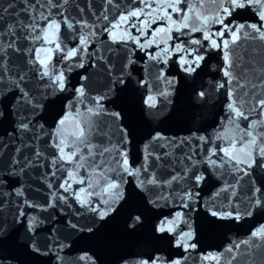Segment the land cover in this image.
I'll list each match as a JSON object with an SVG mask.
<instances>
[{"label": "snow or ice", "instance_id": "1", "mask_svg": "<svg viewBox=\"0 0 264 264\" xmlns=\"http://www.w3.org/2000/svg\"><path fill=\"white\" fill-rule=\"evenodd\" d=\"M253 9L258 15L259 24L236 22L235 17L240 16L245 10ZM71 11H75L77 16L71 15ZM86 14L90 19L85 18ZM62 25L73 31V39L76 41L74 47L68 48L66 44L59 42ZM214 25L219 26L215 31L212 30ZM247 29H251V32ZM197 32L201 33L200 38L179 41L180 36H191ZM104 35L107 36L106 42L99 39ZM94 38L96 46L89 52V45L93 44ZM241 38L253 40L258 38L264 41V0H209L208 3L206 0H128L126 5H122L119 0H101L96 6L93 0H84L83 5L79 0H11L7 5L0 6V119L15 117L13 130L7 134L11 138L10 142L0 139V186L7 183L9 175H16L17 170L23 173L27 169L44 167L42 161L48 157L34 141L48 135L50 146L56 149L57 155L50 161L55 171L45 173L44 177L56 178L57 172H66V178L58 187L63 193L68 194L58 195L53 191L51 200L44 206L23 200L21 206L17 207L11 224L0 212V238L7 239L16 231L13 226L20 224L24 228L23 244L26 248L41 255L55 251L57 264H67L65 257L60 253L71 245L60 241L59 236L55 235L58 229L53 227L49 229L50 239L45 245L47 251L42 252L36 238L45 221L35 215L29 219L26 209L39 208L47 211L48 208H56L57 202L71 208V204L68 203L71 197L81 208L93 213L94 217L92 225H81L79 217L85 213L73 211L75 222L72 218L64 219V229L72 235L92 233L97 219L104 221L116 211L115 205L123 199L122 183L125 175L139 177L143 173L144 179L139 181L138 187L155 194V198L149 199L148 203L159 207V201H168L175 194L179 196L180 207L190 209L191 204L199 197V193L193 189L199 188L206 179L198 168L200 163L225 172L242 173L244 176H249L254 168L264 169V119H250L253 113H257V109L258 115L264 116V96L256 94L257 86L249 79V72L252 69L250 62L244 59L247 53L237 50ZM205 42L208 48L219 50L222 54L223 65L219 70L225 80L216 87L218 89L227 87L226 95L229 99L228 115L225 118L227 123L221 125L222 130L214 137L203 135L197 137L193 134L180 140V145L190 143L192 139L202 142L196 148L203 154L204 159L195 160L197 152L193 151L184 157L190 162V166L184 168L183 175L176 173L170 175V178H163V173L159 177L156 172L150 173L148 163L150 156L156 162L166 161L171 155L168 152L160 155L149 153L145 155L143 165L134 167L130 163L128 152L124 150L123 145L126 142L123 136L120 144L104 147L105 139L110 142L109 134L94 122L93 117L105 111L102 101L106 100L107 96L88 97L84 84L69 89L65 71L57 66L59 61H63L67 71L71 72L73 64L67 62L73 61L74 66L83 69L85 58H93L92 66L100 63L110 75L112 65L109 63V57L116 53L113 46L123 45L128 48L131 44L134 45L130 49L133 55L139 49L149 61H157L165 66L173 56H176V62L182 71L192 74L204 61L205 57L200 51L205 47ZM153 47L156 51L149 52L148 50ZM56 54H59V60L53 63V56ZM134 63V60L128 58L122 67L128 68ZM162 77L169 85L175 83L174 79L165 77L163 68L157 79ZM80 79L87 80L88 77L82 76ZM112 83L113 86L123 85L125 83L123 72ZM143 83L146 85L147 81ZM31 84H34V87H30ZM42 87L50 90L49 94L73 92V98L67 101L65 112L51 133L44 132V124L39 123L40 112L45 108L41 101L46 99V96H37L35 93L40 92ZM160 95L166 96L167 93ZM197 95L204 98L206 93L200 91ZM9 97L11 103L8 102ZM85 99L91 100L95 107H89L82 113L75 105L83 104ZM146 104L149 108H155V97L149 95ZM111 115L116 120L120 119L119 112H113ZM240 121L247 123L241 127ZM70 124L74 127L71 132L68 130ZM160 139H164L160 133L152 136L153 141ZM97 140L99 143L94 142ZM215 141L226 143L217 144ZM205 145L208 147L205 148ZM10 146H13V153L7 156ZM147 148L148 145H145V150ZM29 149L32 150L31 154H25ZM113 153L115 158L109 159ZM66 165L70 167L66 168ZM88 169H91L94 182L89 178ZM80 170H85V174L80 175ZM180 180H187L191 187H183L180 193H175L172 185ZM73 183L82 187L73 189ZM236 183H239V179ZM47 187L52 189L53 184L49 182ZM97 188L99 191L95 190ZM165 188L172 191L167 195L160 194ZM229 191L232 196H236L235 186L232 184H227L214 193V196L218 197L221 192ZM260 191L259 188L255 189L257 193ZM14 194L21 197L24 193L22 189L17 188ZM8 195L0 192L2 197L0 210L5 205ZM94 198L100 199L97 201ZM262 203L264 201L261 199L255 200L257 206ZM208 211L212 217L221 220L238 221L243 215L236 210L218 211L209 208ZM245 214L251 215V212L245 209ZM185 217L184 211H176L171 218H162L153 232L159 239L171 237L173 246L187 253L195 250L197 244L194 242L195 232ZM130 219L128 227L131 230H135L143 223L140 215ZM251 236L264 240V226L253 231ZM249 243L248 240H244L238 244H231L225 249V253L231 255L241 244ZM220 255L223 257L224 253ZM203 259H211L220 264L216 256L206 254ZM5 260L6 257H0V264H5ZM88 260L92 258L88 253H84L78 257L76 264ZM186 261L187 256L169 259L159 253H151L136 259L133 264H185ZM234 262L233 256L226 264ZM92 264H96L95 260H92ZM122 264L129 262L122 259Z\"/></svg>", "mask_w": 264, "mask_h": 264}, {"label": "water", "instance_id": "2", "mask_svg": "<svg viewBox=\"0 0 264 264\" xmlns=\"http://www.w3.org/2000/svg\"><path fill=\"white\" fill-rule=\"evenodd\" d=\"M11 0H0V6L7 5ZM81 5L84 0H79ZM122 5H126L128 0H119ZM209 0H206L208 3ZM101 0H93L94 6L99 5ZM71 10V6H69ZM71 15L77 16L75 11ZM85 18L90 19L86 14ZM238 23H257L260 21L255 9L252 11H243L240 16L235 17ZM218 25L212 26V30L218 29ZM251 32V29H247ZM78 34V33H77ZM174 35H176L174 33ZM201 33H192L191 36H180L179 41H187L193 37L200 38ZM74 33L62 25L60 41L66 44L68 48L74 47L76 41L73 39ZM100 40L107 41V36L99 37ZM93 46H96L95 38L93 44L89 45V52ZM107 46V44H105ZM51 47V45H49ZM116 53L109 57V63L112 65L111 74L105 71L100 63L95 67L92 66L93 58H85V67L83 69L74 66L72 71L68 72L65 62L59 61V54L53 56V63L65 71L68 77V87L72 89L80 84H84L88 97L95 98L106 95L107 99L102 101L105 111L100 115L93 117L104 132L109 134L108 139L103 141L104 147H112L121 143L123 136L125 144L124 150L128 152L130 163L134 167H140L144 164L145 155L152 153L160 155L168 152L171 155L168 159L156 162L149 157V172H156L157 176L170 178V175L180 173L183 175L184 168L190 166V162L184 159L186 155L197 152L195 160L203 161L204 156L196 148L202 142L192 139L190 143L183 145L179 141L185 137L214 135L221 131V125H226L228 115L227 104L229 99L225 89H218L216 85L225 80L219 70L222 65V54L219 50L210 49L206 46L201 49L204 61L201 62L197 71L188 74L182 71L176 62V56H173L165 66L157 61H149L144 52L139 49L133 55L130 49L134 45L129 44L128 48L123 45H114ZM196 47V46H193ZM239 52H246L244 59L250 62L252 71L249 72V79L256 84V94L264 96V41L258 38L243 39L238 41ZM149 52H155V47L150 48ZM130 58L135 61L128 68L122 66ZM161 68L168 79H174L175 83L169 85L165 78L157 79ZM123 72V85L113 86L112 81L120 77ZM82 76H87V80H81ZM147 81L145 85L143 82ZM30 87H34L31 84ZM111 89V91H110ZM204 91L206 96L200 98L197 93ZM50 90L43 87L40 92L35 93L37 96L45 95L46 99L41 102L45 108L40 112L39 123L44 124V132L51 133L56 127V122L65 112V105L68 100L73 98L72 91L56 92L49 94ZM160 93H167L166 96ZM155 97V108H149L146 104L147 97ZM11 103V97H9ZM83 113L89 107H95L91 100L85 99L83 104L77 103ZM119 112L120 119L116 120L111 113ZM253 113L250 119H264V116ZM15 117L0 119V139L4 142H10L11 138L7 135L11 133L14 127ZM247 122L240 121L241 127ZM69 132L74 130L73 125H68ZM122 130V131H121ZM259 131V129H258ZM160 133L164 139L152 140V136ZM30 135V134H29ZM99 143V141H94ZM171 142V143H170ZM19 143V140L16 141ZM38 144L41 151L48 157L42 161L44 167L27 169L23 173L17 170L16 175H9L7 183L0 186V192L8 193V199L2 210V216L7 217L9 223L15 216L17 207L21 206L23 200L46 205L51 200V193L56 191L57 194L68 195L59 189V184L66 178V172H57V177L45 179L44 174L49 171H55L51 167L50 161L57 155L55 148L50 146V138L44 135ZM217 144H225L223 141H215ZM145 145L148 148L145 150ZM239 146V145H238ZM205 148L208 145L204 146ZM31 149L25 154L30 155ZM68 151V149H66ZM13 153V146L7 150V156ZM115 158V153L109 159ZM215 159V157H213ZM66 168L70 165H66ZM243 167V165H242ZM198 168L204 173L206 179L199 186L193 189L199 193L196 202L191 204L190 209L180 207L179 196L173 194L168 201H159V207L148 203L149 199H154L155 194L143 191L138 187L139 181L144 179L143 173L139 177L124 176L122 183L123 199L116 205V211L110 214L104 221L97 219L92 233H78L72 235L63 227V220L72 218L75 222L76 217L72 216L73 211L82 212L85 215L80 216L81 225H92L93 213L87 212L81 208L76 201L69 197L68 203L71 208L57 202L56 208H48L47 211L41 209H26L29 213V219L33 215L38 216L45 223L40 227L39 236L36 238L38 246L42 252L47 251L45 245L49 243V229L56 227L55 233L59 236L60 241L70 244L60 255L65 257L67 264H76L78 257L88 253L96 264H122V259L127 260L129 264L151 253H159L169 259L187 256L185 264H216L211 259L204 260L207 254L216 256L220 264H226V261L235 257L234 264H264V240L259 237H252L251 233L264 226V203L255 205L256 199L264 201V169L254 168L249 176L242 173L225 172V170L213 169L210 166L200 163ZM100 171V170H97ZM89 178L94 179L91 175V169H88ZM85 170H80V175H84ZM115 178V174H113ZM239 179V183L236 180ZM52 183L53 188L49 189L47 183ZM227 184L235 186L236 196L221 192L220 196H214V193L220 191ZM82 187L73 183V189ZM183 187H191L187 180H180L172 185L175 193H180ZM20 188L23 190V196L17 197L14 190ZM261 189L255 192V189ZM172 189L165 188L160 194L167 195ZM99 191V188L95 189ZM227 196V199H225ZM2 198V197H0ZM97 201L100 198H94ZM215 208L218 211L236 210L242 213L240 220L234 219H217L209 214L208 209ZM62 209V211H61ZM245 209L251 212V215L245 214ZM176 211H184L186 219L189 221L191 228L195 232L194 242L197 248L185 253L182 249L176 248L171 243V237L159 239L153 232L154 227L164 217H169ZM67 214V215H66ZM140 215L143 221L135 230H131L128 225L131 223V217ZM51 217V219H47ZM55 221V223H53ZM16 231L8 236L7 239L0 238V257H6L5 264H57L55 251L47 255L33 253L23 244L24 228L20 224L13 226ZM48 238V239H46ZM248 240L247 245L241 244L239 249H235L230 255L225 253V249L231 244H238L241 241ZM54 247V245H53ZM221 253L224 256L221 257ZM92 260L81 262V264H92Z\"/></svg>", "mask_w": 264, "mask_h": 264}]
</instances>
